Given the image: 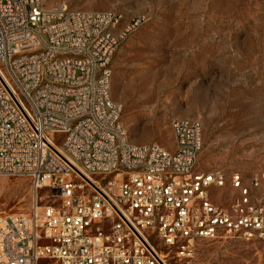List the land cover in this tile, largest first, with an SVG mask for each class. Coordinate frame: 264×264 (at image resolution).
<instances>
[{"label":"built area","instance_id":"2783aa9c","mask_svg":"<svg viewBox=\"0 0 264 264\" xmlns=\"http://www.w3.org/2000/svg\"><path fill=\"white\" fill-rule=\"evenodd\" d=\"M122 21L0 0V176L34 193L0 217V264H196L203 240L264 239V172L197 171L200 122H172L173 151L129 140L111 63L141 20Z\"/></svg>","mask_w":264,"mask_h":264},{"label":"rangeland","instance_id":"374dc122","mask_svg":"<svg viewBox=\"0 0 264 264\" xmlns=\"http://www.w3.org/2000/svg\"><path fill=\"white\" fill-rule=\"evenodd\" d=\"M69 9L122 15L121 41L111 63V96L136 144L174 150L171 124L202 125L197 171L264 172V0H43ZM218 204L230 201L227 183ZM38 191V197L45 195ZM221 192V191H219ZM30 180L0 176V217L27 212ZM196 264H264V239L222 235L198 243Z\"/></svg>","mask_w":264,"mask_h":264}]
</instances>
